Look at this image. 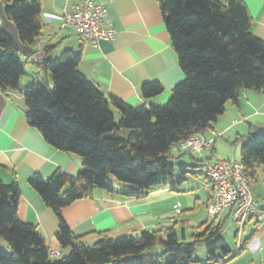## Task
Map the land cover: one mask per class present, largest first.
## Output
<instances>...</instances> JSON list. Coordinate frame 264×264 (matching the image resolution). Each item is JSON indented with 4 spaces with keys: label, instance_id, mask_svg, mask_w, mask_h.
<instances>
[{
    "label": "trees",
    "instance_id": "16d2710c",
    "mask_svg": "<svg viewBox=\"0 0 264 264\" xmlns=\"http://www.w3.org/2000/svg\"><path fill=\"white\" fill-rule=\"evenodd\" d=\"M0 3L16 24L21 43L34 48L44 28L40 0ZM159 5L185 75L161 105L133 106L106 95L80 69L81 51L70 49L55 58H48L45 49L46 57L37 65L48 78L23 84V55L0 20V90L23 94L28 123L52 146L80 156L83 164L77 174L57 169L50 177L35 173L29 179L59 219L57 241L70 251L58 258L50 256L38 227L19 218L20 185L16 180L6 183L0 166V238L9 245L0 247V264H223L245 249L247 241L232 256L223 237L226 221L217 217L202 222L190 240L175 223L120 237L100 233L101 238L89 243L62 215L65 206L91 197L95 188L143 198L155 187L179 188L188 174L206 178L196 165L173 162L187 154L179 144L208 130L243 90L264 92V40L255 35L244 0H159ZM163 90L157 80L142 85L145 98ZM253 131L235 142L243 141L240 160L252 179L264 164V130ZM197 161L201 167L203 160ZM201 242L206 261L195 254Z\"/></svg>",
    "mask_w": 264,
    "mask_h": 264
},
{
    "label": "crops",
    "instance_id": "0c3cea01",
    "mask_svg": "<svg viewBox=\"0 0 264 264\" xmlns=\"http://www.w3.org/2000/svg\"><path fill=\"white\" fill-rule=\"evenodd\" d=\"M81 1L40 0L44 28L34 51L46 49L48 58H55L67 49L81 51L80 69L106 95L118 96L133 106L167 103L173 88L185 75L170 44L159 0H109L105 22L115 27L116 36L113 40L101 41L97 46L82 42L73 29L62 27L59 16ZM244 1L253 18L255 35L264 40V0ZM23 60L27 71L23 84L48 78L28 57L23 56ZM29 64L32 67L28 69ZM152 80L159 81L164 90L157 96L145 98L142 85ZM263 106L264 92L245 89L237 102L226 104L225 112L209 128L213 136H206V132L203 134L215 144L220 133L233 131L234 127L228 123L232 116L239 113L242 117L252 116L253 119L252 110ZM26 112L23 94L0 90V166L5 168L2 178L6 183L16 180L20 185L19 218L36 225L50 249L62 252L56 238L59 219L31 186L29 179L35 173L50 177L57 169L77 174L83 168L82 160L77 154L49 144L42 132L28 123ZM214 149L215 145L212 151ZM187 180L177 189L168 186L152 188L143 198H127L95 188L91 197L65 206L62 215L73 231L84 236L89 243L101 238L100 233L120 237L175 223L178 232L190 240L192 234L200 231L198 227L202 222L210 221L209 217L201 222L196 220L201 203L207 211L209 197L205 193L203 198L195 186L185 184ZM252 188L260 208L249 218L241 236L235 233L232 256L237 247L247 241L246 247L223 264H264V164L256 168ZM229 218L232 217L227 210L216 219L227 221Z\"/></svg>",
    "mask_w": 264,
    "mask_h": 264
},
{
    "label": "built area",
    "instance_id": "2783aa9c",
    "mask_svg": "<svg viewBox=\"0 0 264 264\" xmlns=\"http://www.w3.org/2000/svg\"><path fill=\"white\" fill-rule=\"evenodd\" d=\"M109 0H83L72 9H65L59 18L62 27L73 29L80 40L97 46L103 40H113L116 36L114 26L107 24V2ZM46 57L43 48L34 51L28 59L41 63ZM39 76L37 75V78ZM214 140L207 139L204 134L198 133L182 141L178 148L190 155H199L203 160L202 167L206 178L203 187L209 200L207 213L211 219L218 217L228 210L234 223L238 225V235L260 208L255 197L252 185L253 179L247 174L246 166L236 157L212 158L204 155V150H212ZM53 258L62 255L60 250L50 249Z\"/></svg>",
    "mask_w": 264,
    "mask_h": 264
},
{
    "label": "rangeland",
    "instance_id": "374dc122",
    "mask_svg": "<svg viewBox=\"0 0 264 264\" xmlns=\"http://www.w3.org/2000/svg\"><path fill=\"white\" fill-rule=\"evenodd\" d=\"M30 67H32L30 64L27 65L28 69ZM39 80L41 82H44V80L41 78ZM252 114H253V116H255V118H253V119H251L252 116L242 117L238 113L237 115L232 116L230 118L229 122L227 121L228 117H226L225 121L228 122L229 124H232V127H234L233 131L227 132L224 134H223V132L220 133L217 141L214 144L215 149L213 151L212 150H204V155L206 157L212 158V160H215L218 157L222 158V157H227V156L239 158L243 141L238 142V143H235V142L240 137V135L241 136H247L248 134H250V132H254L253 131L254 127L252 125L259 127L260 129L264 130V106L263 107H255L252 110ZM205 132H206V136H213V132L210 129L206 130ZM236 132H238L239 134H236ZM175 154L179 155L178 152H175ZM198 159H200V157L197 154L194 155V159H192L189 154H182V155L178 156V158L174 159L173 162L185 163V164H188L191 166L196 165L197 166L196 170L203 171V167L202 166L200 167V164L197 161ZM193 168H195V167H193ZM187 177H188V180L185 184L189 183L190 186L191 185L195 186V188L201 193L202 197L204 198L205 197L204 194L206 193V191L204 190V187H203L204 177L201 175L195 176L193 174H188ZM111 179L114 180V178L112 176H111ZM199 208L200 209H199V212L197 213L196 220H199L198 222H201V221L207 219V217H209V216H208V213H206L207 211L205 210L203 203H201ZM237 229H238V225L233 222L232 218H229L226 221V225H225L224 232H223V237L230 244V246H232L233 248H234L235 241H236V238L234 236H235ZM189 234H190V232H189ZM0 247L5 248V249H9L8 243L1 238H0ZM68 250H69L68 248H66V249L62 248L63 253L60 257L67 255L69 253ZM195 254L200 259L205 261L208 258L206 245L202 242L199 243L196 246Z\"/></svg>",
    "mask_w": 264,
    "mask_h": 264
},
{
    "label": "water",
    "instance_id": "95a60500",
    "mask_svg": "<svg viewBox=\"0 0 264 264\" xmlns=\"http://www.w3.org/2000/svg\"><path fill=\"white\" fill-rule=\"evenodd\" d=\"M0 20L3 31L11 38V40L18 46L21 54L24 57H28L34 52L33 47L21 43L18 28L16 24L10 20L4 10V5L0 3Z\"/></svg>",
    "mask_w": 264,
    "mask_h": 264
}]
</instances>
